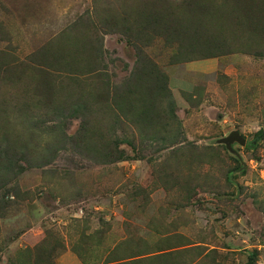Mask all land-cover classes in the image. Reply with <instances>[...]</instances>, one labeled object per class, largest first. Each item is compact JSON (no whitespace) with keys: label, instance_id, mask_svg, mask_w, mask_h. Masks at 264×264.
I'll return each mask as SVG.
<instances>
[{"label":"rangeland","instance_id":"374dc122","mask_svg":"<svg viewBox=\"0 0 264 264\" xmlns=\"http://www.w3.org/2000/svg\"><path fill=\"white\" fill-rule=\"evenodd\" d=\"M0 264H264V0H0Z\"/></svg>","mask_w":264,"mask_h":264},{"label":"water","instance_id":"95a60500","mask_svg":"<svg viewBox=\"0 0 264 264\" xmlns=\"http://www.w3.org/2000/svg\"><path fill=\"white\" fill-rule=\"evenodd\" d=\"M226 144L232 143V142H238L239 144L243 145L244 144V140L241 138V136L239 135L238 132H233L230 134V136L228 138H225L223 140Z\"/></svg>","mask_w":264,"mask_h":264}]
</instances>
